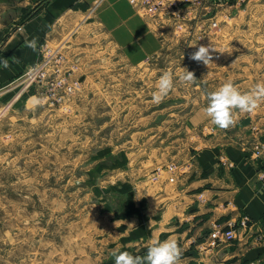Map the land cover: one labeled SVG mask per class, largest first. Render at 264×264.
Returning a JSON list of instances; mask_svg holds the SVG:
<instances>
[{"label":"rangeland","instance_id":"obj_1","mask_svg":"<svg viewBox=\"0 0 264 264\" xmlns=\"http://www.w3.org/2000/svg\"><path fill=\"white\" fill-rule=\"evenodd\" d=\"M158 1L131 0L145 26L129 43L93 9L0 83V264L113 263L126 232L156 229V187L210 144L232 138L264 168V103L226 130L202 112L229 79L241 92L264 82V0ZM43 2L0 0V52ZM45 42L54 59L30 77ZM211 43L232 51L212 52L209 68L189 58ZM181 68L195 85L179 80ZM165 71L174 88L154 103Z\"/></svg>","mask_w":264,"mask_h":264},{"label":"crops","instance_id":"obj_2","mask_svg":"<svg viewBox=\"0 0 264 264\" xmlns=\"http://www.w3.org/2000/svg\"><path fill=\"white\" fill-rule=\"evenodd\" d=\"M41 5L24 23L25 34L14 32L1 44L2 60L9 67L0 63V83L35 62L37 51L25 47V40L35 37L38 42L45 38L55 43L76 23L94 15L93 9L103 26L118 33L123 45L145 26L138 3L131 0H44ZM183 171L175 183L156 187V194L164 191L156 204L161 207L156 210V229L142 225L128 231L127 243L116 248L144 256L153 240L174 238L181 249L180 264H264V240L253 238L254 228L264 221V180L249 151L232 138L210 144L195 153L194 163L185 160ZM243 214L255 222L246 237L245 230L238 229L233 240L210 241L215 225L226 229L229 220L237 222Z\"/></svg>","mask_w":264,"mask_h":264},{"label":"clouds","instance_id":"obj_3","mask_svg":"<svg viewBox=\"0 0 264 264\" xmlns=\"http://www.w3.org/2000/svg\"><path fill=\"white\" fill-rule=\"evenodd\" d=\"M24 46L37 51L38 38L25 40ZM195 47V45H192ZM212 45L199 46L189 57L191 60L202 62L208 68L213 65L212 52L231 53ZM18 62V60H15ZM5 68L9 67L6 59L0 60ZM179 80L185 85L191 86L197 83L195 73L187 68H181ZM157 90L153 93L154 103L162 102L174 88V76L171 71H165L159 78ZM207 106L202 109L204 116L221 129H228L238 121L237 113H253L261 103H264V82L257 83L247 92H241L234 82L229 79L215 91L206 94ZM40 103V101H37ZM95 207V206H93ZM115 264H180L181 249L174 238L164 241L153 240L147 248L146 255H133L128 251H121L119 248L111 252Z\"/></svg>","mask_w":264,"mask_h":264},{"label":"built area","instance_id":"obj_4","mask_svg":"<svg viewBox=\"0 0 264 264\" xmlns=\"http://www.w3.org/2000/svg\"><path fill=\"white\" fill-rule=\"evenodd\" d=\"M161 1L159 0L157 3H160ZM45 42L44 47H45V56L43 59H41V62L38 63L36 66V69H32L29 72V76H37L41 75L44 76V73L46 72L45 70H41L43 66H48V61H51L54 59L55 52L57 49H54L52 46L49 44H46ZM49 43V42H48ZM51 44V43H50ZM50 71V69L48 70ZM258 176L261 180H264V168L259 171ZM255 226V222L246 214H243L239 217V220L237 222L229 220L227 223V228H219L218 226L215 225L214 231L212 232V236L217 238L219 241L227 242L230 240H233L234 238H237V234L239 235L238 229H244L245 233L243 234V237H246L248 233L250 232L249 230L253 229ZM256 228V229H255ZM254 230L256 233L254 234L253 238L256 240H264V221L258 222L257 227H255Z\"/></svg>","mask_w":264,"mask_h":264},{"label":"water","instance_id":"obj_5","mask_svg":"<svg viewBox=\"0 0 264 264\" xmlns=\"http://www.w3.org/2000/svg\"><path fill=\"white\" fill-rule=\"evenodd\" d=\"M4 54L0 53V60H2Z\"/></svg>","mask_w":264,"mask_h":264}]
</instances>
